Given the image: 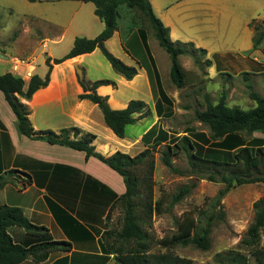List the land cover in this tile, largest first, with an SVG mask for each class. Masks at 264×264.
Wrapping results in <instances>:
<instances>
[{"label":"crops","instance_id":"crops-1","mask_svg":"<svg viewBox=\"0 0 264 264\" xmlns=\"http://www.w3.org/2000/svg\"><path fill=\"white\" fill-rule=\"evenodd\" d=\"M48 1L56 0L37 3ZM218 2L151 0L155 15L169 29L173 42L192 43L197 49L206 51L204 56L211 80L221 75L230 79L241 77L246 83L261 81V88H264V40L255 48L253 28L251 36L238 39L236 47L214 48L227 43L220 36L219 16L237 13L250 2L235 0L236 3L221 8L216 7ZM70 3L36 10L30 16L36 28L33 43L28 46L20 40L21 37L11 44L0 41V53L8 56L7 50H10L16 54L14 60H31L33 64L26 63L29 68L24 71L27 73L32 69V76L45 78L50 71L46 87L35 92L30 100L21 99L28 108L35 132L62 135L69 131L71 139L91 134L95 136L93 145L96 151L103 156L121 152L136 157L153 146L160 129L167 131L163 121L170 119L167 118L170 110L162 102L159 113L158 104L160 86L169 95L166 81L171 77V60L168 68V58L159 51L162 48L149 40L148 50L139 30L130 31L122 17L118 30L105 42V47L127 66L137 69L133 79L118 74L100 48L56 64V59L71 51L76 38L95 39L105 29V23L96 15L92 2L70 0ZM261 16L264 21V15ZM43 22L48 24L46 30L41 28ZM26 31L31 33L32 29L25 27L24 35ZM40 50L44 56L43 68L34 65L35 55ZM49 59L51 68L47 62ZM10 60V57L9 60L0 58V66L7 65L6 71L0 74L12 73L28 83L30 78L19 75L14 70L15 63L12 66ZM76 63L83 71V80ZM102 80L110 83L100 85L96 92L107 98L113 110H124L134 100L145 102L149 108L148 116L136 114L139 119L127 126L125 138H119L106 125L97 104L80 98L85 93L83 81L93 84ZM73 128L79 129L80 133L72 132ZM153 129L155 133L147 135ZM10 170L28 174L32 183L23 190L6 185L0 189V204L20 207L34 224L48 228L54 240L72 244L69 253H54L40 264H117L113 255L107 256L103 252L100 239L109 228L107 218L113 204L126 192L123 177L99 159L87 158L85 152L22 135L16 115L0 91V175ZM9 233L17 243L26 241L23 228L11 227ZM21 264L37 263L28 259Z\"/></svg>","mask_w":264,"mask_h":264},{"label":"trees","instance_id":"trees-1","mask_svg":"<svg viewBox=\"0 0 264 264\" xmlns=\"http://www.w3.org/2000/svg\"><path fill=\"white\" fill-rule=\"evenodd\" d=\"M28 1L36 3L41 0ZM86 1L95 5L96 15L105 23V29L95 39L76 38L71 51L65 57L56 59L54 61L56 64L92 53L100 48L118 74L123 75L128 80L133 79L137 75V69L127 66L105 47V42L118 30L119 20L123 17L122 8L126 7L128 10L133 11L140 21L150 23L160 46L171 57L172 82L179 89L185 87L186 73L179 62V57L185 54L186 49L189 47L199 49L192 43L173 42L170 39L169 29L155 15L151 0ZM251 27L255 33L254 44L256 48L264 40V26L255 22L252 23ZM143 38L149 50L146 36L144 35ZM201 51L204 54L206 53L205 50ZM50 61L49 59L47 62L51 68ZM49 81L50 71L45 78L37 75L32 76L28 83L21 77L6 73L0 75V91L3 92L16 115L18 130L22 135L41 139L52 145H61L85 152L87 158L95 157L99 159L123 177L126 192L115 201L107 220H110L111 213L117 206H121L124 216L120 229L113 230L109 227L102 234L100 242L103 252L107 256L113 255L117 264H190L189 261L169 252L152 253L155 241L148 231V224L155 214L165 212L166 202L163 195L159 199L155 198L153 153L155 149L165 145L166 150L162 152V161L168 167H172V156H178L184 150H188L194 151L192 159L203 163L223 166L232 163L243 164L248 172L252 169L262 168L264 165V145L254 150L246 144V139H243L242 136L243 134L252 135L255 132L264 133V97L252 91V87L249 86L251 89L249 95L257 105L253 109L245 110L238 106H229L226 92L217 104L212 102L210 94L204 93L206 106L204 111L197 114V119L209 127L211 136L206 132L194 133L189 130L192 133L191 136L177 137L160 129L153 146L147 148L138 156L131 157L128 154L117 152L107 157L96 151L93 145L94 135L86 134L80 139H71L69 131H65L62 135L53 132L34 131L29 119L28 108L21 99L30 100L35 92L46 87ZM108 83H110L109 80H102L93 84L83 81L82 85L85 93L80 98L89 99L97 104L104 114L106 125L119 138H125L127 126L135 124L139 119L136 114L141 113L142 116H148L150 111L147 104L140 100L131 101L124 110H113L109 106L107 98L96 92L97 87ZM160 89L161 99L158 104V111L161 112L160 108L162 102H164V105H168L170 110L167 118H172L174 116V100L162 86H160ZM71 131L75 134L80 133L77 128H73ZM153 133H155L154 129L147 135ZM211 142L224 151L226 159L205 157L202 153H195L197 150H203V145H209ZM216 154L219 155V153ZM263 175L261 173V178L248 179L239 174H234V179L226 178L225 182H228L230 186L234 184V181L238 185L259 181L264 183ZM31 183V177L19 170H10L0 175V189H4L6 185L10 184L19 190H23ZM181 199V196L176 197L173 205ZM254 207L256 210L254 222L249 226L245 237L241 241V245L248 250V253L244 254L242 251L230 250L224 254H218L216 257L218 264H251V258L255 260V264H264V198L256 202ZM11 227H20L25 230L26 241L24 243L14 241L9 233ZM210 235V228L202 226L198 216L190 212L184 214L177 222L176 232L162 239L159 245L167 250L194 246L203 251H208L211 249L212 244ZM71 249V243L54 240L48 228L34 224L20 207L0 204V264H21L28 259L40 264L47 261L54 253H69Z\"/></svg>","mask_w":264,"mask_h":264},{"label":"rangeland","instance_id":"rangeland-1","mask_svg":"<svg viewBox=\"0 0 264 264\" xmlns=\"http://www.w3.org/2000/svg\"><path fill=\"white\" fill-rule=\"evenodd\" d=\"M246 1L250 2L249 6H242L237 13H224L225 16H219L221 18L220 36L226 39L227 43L216 45L214 46L215 49L236 47L238 39L245 40L246 37L251 36L252 23L257 22V24L264 26V21L261 19V15H264V0ZM234 3H236L235 0H219L216 7L221 8L223 5L229 7ZM65 4L70 5L72 3L70 0L48 1V3H31L28 0H0V41L11 44L18 37H21V41H24L28 46L31 45L35 40L36 28L30 16L36 13L39 8L60 7ZM122 15L130 31L137 28L143 37L146 36L147 43L150 40L151 43L162 48L150 23L140 21L136 14L126 7L122 8ZM40 25L42 30L49 28L45 22ZM25 27H30L32 32L26 31L24 35ZM47 44L52 45L51 42H47ZM41 50L35 55L34 65L38 68L44 66V56L40 54ZM161 50H159L160 53L162 52L168 58L167 66L169 68L171 57L163 48ZM7 51L13 66L16 54L10 50ZM179 62L186 73V84L184 88L179 89L172 82L171 77L167 79L166 88L170 97L175 101L176 114L174 117L163 121L165 129L174 136H191L192 133L189 130L194 133L206 132L211 136L209 127L197 119V114L204 111L206 106L204 93L210 94L212 102L217 104L226 92L229 106H238L245 110L253 109L257 105L249 95L251 92L249 86L252 87V91L264 97L261 81H255L252 84L246 83L241 77L230 79L229 77L225 78L224 75L211 80L208 77V62L205 61L204 53L201 50L192 47L187 48L186 53L179 57ZM26 63L33 64L31 60H27ZM26 68H29L26 64L20 66L18 74H26L24 71ZM6 69L7 65L2 64L0 73ZM40 71L38 70V72ZM242 137L246 139V144L254 150L264 145V133L243 134ZM164 150H166L165 145L158 147L153 153L155 198L159 199L163 195L166 202L165 212L155 214L148 224V231L155 241L152 253L169 252L189 261L190 264H218L217 255L230 250L248 253V250L241 245V241L249 226L254 222L256 216L255 203L264 198V183L259 181L238 185L234 181V184L230 186L225 181L226 178L234 179V174H239L248 179L261 178V173L264 174V165L258 170L252 169L248 172L243 164L230 162L231 165L223 166L200 162L192 159L194 151L184 150L180 155L171 157L172 167H168L162 161ZM195 153H202L205 157L226 159L224 151L216 147L213 142L209 145H203V150H197ZM216 153H219L220 156ZM178 196H181L182 199L173 205ZM190 212L198 216L202 226L210 228L211 249L203 251L194 246H189L167 250L159 245L162 239L176 232L177 222L184 214ZM123 216L121 206H117L111 213L109 227L113 230L120 229ZM251 264H255L253 258H251Z\"/></svg>","mask_w":264,"mask_h":264},{"label":"built area","instance_id":"built-area-1","mask_svg":"<svg viewBox=\"0 0 264 264\" xmlns=\"http://www.w3.org/2000/svg\"><path fill=\"white\" fill-rule=\"evenodd\" d=\"M14 63H15L14 70H15L16 72L20 71V66L26 64V62H24V61H22V60H20V59H15V60H14ZM27 65H28V64H27ZM32 71H33V70H28L27 73L25 74V76H26L27 78H30V79H31V78H32Z\"/></svg>","mask_w":264,"mask_h":264},{"label":"water","instance_id":"water-1","mask_svg":"<svg viewBox=\"0 0 264 264\" xmlns=\"http://www.w3.org/2000/svg\"><path fill=\"white\" fill-rule=\"evenodd\" d=\"M0 58L9 60L8 56H6L4 54H1V53H0ZM75 67L77 68V71H78V74H79L81 80H83V71H82V69L79 67V65L77 63L75 64Z\"/></svg>","mask_w":264,"mask_h":264}]
</instances>
